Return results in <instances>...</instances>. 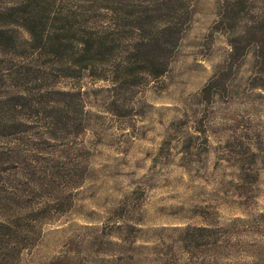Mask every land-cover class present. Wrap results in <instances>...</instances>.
Listing matches in <instances>:
<instances>
[{
  "label": "rangeland",
  "instance_id": "374dc122",
  "mask_svg": "<svg viewBox=\"0 0 264 264\" xmlns=\"http://www.w3.org/2000/svg\"><path fill=\"white\" fill-rule=\"evenodd\" d=\"M232 4L191 0L167 73L126 95L128 114L116 113L110 94L100 92L103 82L78 76L51 80L84 92V131L74 110L61 116L69 127L42 135L48 107L23 102L7 115L0 108V123L31 121L16 136L0 128L1 152L15 144L19 153L47 159L84 143L90 150L71 206L40 226L18 264H264V75L255 63L261 37L251 34L264 31L255 23L264 0H243L236 19L221 25L222 7ZM93 16L99 29L113 15L95 9ZM236 34L245 56L226 70ZM18 62L0 60V97L32 87L4 77ZM35 64L29 79L47 87L51 80ZM3 178L0 189H10L12 174Z\"/></svg>",
  "mask_w": 264,
  "mask_h": 264
},
{
  "label": "trees",
  "instance_id": "16d2710c",
  "mask_svg": "<svg viewBox=\"0 0 264 264\" xmlns=\"http://www.w3.org/2000/svg\"><path fill=\"white\" fill-rule=\"evenodd\" d=\"M64 2L0 0V60L19 61L6 69L4 77L32 86H16L10 96H1L0 108L7 115L23 102L37 108L48 107L49 122L42 135L51 134L61 124L69 125L68 115L65 121L61 117L66 110L68 114L71 110L81 112L79 127L84 131L86 125L81 88L63 90L52 80L78 76L103 82L106 91L100 92L110 94L111 104L120 111L116 113L128 114L131 107L126 95L134 87L167 73L172 51L191 18V0ZM242 2L236 0V4L222 7L218 23L233 22ZM95 9L112 13V19H106L107 27L95 26ZM257 19L255 23L264 25V13ZM251 34L261 37L256 44L255 63L262 76L264 31L254 28ZM241 40L239 34L229 40L224 69L234 68L245 56ZM42 58L47 59L44 64H35ZM32 64L42 67L46 80L52 79L47 87L37 85L38 79H29ZM2 120L0 128L14 136L20 127L25 129L20 132H26L31 122ZM14 146L7 153L0 151V163L11 165L8 170H0V184L6 173L12 174L10 189H0V264L20 262L22 252L35 243L40 226L54 221L71 206L73 191L85 182L89 172L90 150L85 143L47 159L19 153Z\"/></svg>",
  "mask_w": 264,
  "mask_h": 264
}]
</instances>
